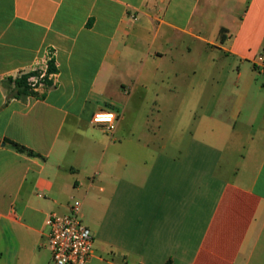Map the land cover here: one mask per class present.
<instances>
[{
    "label": "crops",
    "instance_id": "0c3cea01",
    "mask_svg": "<svg viewBox=\"0 0 264 264\" xmlns=\"http://www.w3.org/2000/svg\"><path fill=\"white\" fill-rule=\"evenodd\" d=\"M260 55L264 0H0V264H49L74 200L88 264H264Z\"/></svg>",
    "mask_w": 264,
    "mask_h": 264
},
{
    "label": "built area",
    "instance_id": "2783aa9c",
    "mask_svg": "<svg viewBox=\"0 0 264 264\" xmlns=\"http://www.w3.org/2000/svg\"><path fill=\"white\" fill-rule=\"evenodd\" d=\"M51 58L52 56L49 60ZM263 59V56L260 55L256 59V62L262 63ZM49 60L47 61L45 70H33L32 72L38 71L40 74L28 79V84L35 92L41 87H46L43 79L46 77ZM107 113L114 114L115 118L113 121L96 122L95 117L97 114ZM117 120L118 116L114 112H98L93 117L94 123L106 124L112 133L116 130ZM82 208L83 203L80 200H74L68 213H52L47 218L48 248L52 255L49 264H88L93 257L94 235L82 219Z\"/></svg>",
    "mask_w": 264,
    "mask_h": 264
},
{
    "label": "trees",
    "instance_id": "16d2710c",
    "mask_svg": "<svg viewBox=\"0 0 264 264\" xmlns=\"http://www.w3.org/2000/svg\"><path fill=\"white\" fill-rule=\"evenodd\" d=\"M224 39V37H223ZM54 59L51 58L48 62V68L46 71V77L43 79V82L47 85V86H51L52 82L51 80H49V76L51 74H54L57 72L56 68L54 67ZM40 72H30V73H26L23 74L22 76L12 80L10 79L8 82L13 84L15 86L14 89V94L13 96L15 98H19V99H26L29 96H34V97H38L39 95L33 90L31 89L30 85L28 84V79L32 76L35 75H39ZM10 144L12 145V147L17 150L20 153H25L29 156H38L36 153H34L33 151L27 149L26 147L19 145L17 143L14 142H10Z\"/></svg>",
    "mask_w": 264,
    "mask_h": 264
},
{
    "label": "clouds",
    "instance_id": "9594fccd",
    "mask_svg": "<svg viewBox=\"0 0 264 264\" xmlns=\"http://www.w3.org/2000/svg\"><path fill=\"white\" fill-rule=\"evenodd\" d=\"M115 118L113 113L97 114L95 117L96 122H111Z\"/></svg>",
    "mask_w": 264,
    "mask_h": 264
}]
</instances>
